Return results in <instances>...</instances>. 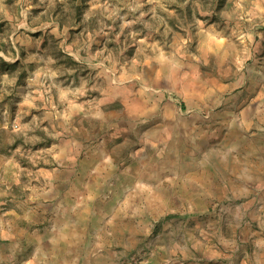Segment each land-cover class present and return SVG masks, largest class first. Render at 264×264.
Returning <instances> with one entry per match:
<instances>
[{"label": "rangeland", "instance_id": "1", "mask_svg": "<svg viewBox=\"0 0 264 264\" xmlns=\"http://www.w3.org/2000/svg\"><path fill=\"white\" fill-rule=\"evenodd\" d=\"M247 119L264 0H0V264L41 192L77 206L47 213L79 245L56 264H264V195L229 184Z\"/></svg>", "mask_w": 264, "mask_h": 264}, {"label": "crops", "instance_id": "2", "mask_svg": "<svg viewBox=\"0 0 264 264\" xmlns=\"http://www.w3.org/2000/svg\"><path fill=\"white\" fill-rule=\"evenodd\" d=\"M260 109H256L254 114L260 113ZM247 114H253V112H248ZM251 116V115H250ZM246 120V119H245ZM246 128L248 129L249 140L247 142L250 143L249 147L253 150L254 154H249V156L243 157L241 163L236 162L237 158L233 156V164L234 169L231 176H229V184L237 185L236 187H241V190H246L249 194V199L247 200V208L251 207L256 200H259L264 195V125L262 121H260V130L263 132H256L257 126H253L255 123L251 119L248 120ZM259 135L261 138H259ZM252 147H256V150L252 149ZM258 166H257V165ZM243 170L249 172L256 170L261 173V177L256 178L252 173L250 175L241 174L238 170ZM256 178V179H255ZM236 191V190H235ZM240 192V191H238ZM236 193V192H235ZM233 192V194H235ZM232 194V193H231ZM77 204L83 198V193L78 191L75 193ZM68 197L62 196H49L45 192H41L37 195L34 200L35 203L32 208H34V212L36 214L35 218L30 217H22L21 224L25 229V236L29 238V232H31L30 227L35 225V229L33 233V242H29L25 240V244L27 245V249L33 251V255H31L28 259L23 261V264H56V259L59 257L66 256L68 254H72L73 250L79 249V245L74 246L72 239L70 238L68 241L67 237H63L62 234H73L74 236V225L67 222L65 225H61L60 221H58V215L55 213V217H51V220H46L48 211L54 210L63 211L64 213L67 211H73L77 208L75 206L74 200L69 197L71 195H67ZM62 199V200H61ZM260 203V202H259ZM256 202L253 208H256L259 205ZM34 219V220H33ZM43 226V227H42ZM70 227V228H68ZM23 233V232H22ZM255 236V243L263 247L264 252V231L255 232L253 234ZM59 253H62L59 255ZM65 254V255H63ZM69 256V255H68ZM264 256V253H263ZM54 260V261H53ZM55 262V263H54Z\"/></svg>", "mask_w": 264, "mask_h": 264}, {"label": "trees", "instance_id": "3", "mask_svg": "<svg viewBox=\"0 0 264 264\" xmlns=\"http://www.w3.org/2000/svg\"><path fill=\"white\" fill-rule=\"evenodd\" d=\"M77 10H78V12H80V11H81V9H80L79 7L77 8Z\"/></svg>", "mask_w": 264, "mask_h": 264}]
</instances>
